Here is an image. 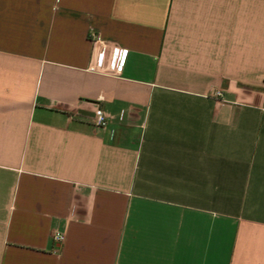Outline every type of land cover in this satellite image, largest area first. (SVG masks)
I'll return each instance as SVG.
<instances>
[{
    "label": "crops",
    "instance_id": "obj_1",
    "mask_svg": "<svg viewBox=\"0 0 264 264\" xmlns=\"http://www.w3.org/2000/svg\"><path fill=\"white\" fill-rule=\"evenodd\" d=\"M0 264H264V0H0Z\"/></svg>",
    "mask_w": 264,
    "mask_h": 264
},
{
    "label": "built area",
    "instance_id": "obj_2",
    "mask_svg": "<svg viewBox=\"0 0 264 264\" xmlns=\"http://www.w3.org/2000/svg\"><path fill=\"white\" fill-rule=\"evenodd\" d=\"M91 40L96 48L101 40L97 35H91ZM128 54L127 50H120L108 45H104L102 51L97 54V63L105 72L111 71L119 64H122ZM216 95H220L217 93ZM95 125L99 128H106L108 125L109 117L101 107H98L95 112ZM125 118V111L119 114V121L123 122ZM57 241H63L64 236L60 235L55 238Z\"/></svg>",
    "mask_w": 264,
    "mask_h": 264
}]
</instances>
